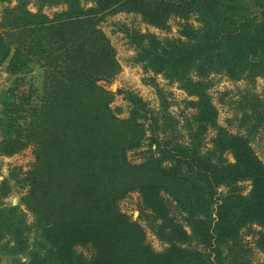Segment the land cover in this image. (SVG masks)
<instances>
[{"label": "trees", "instance_id": "trees-1", "mask_svg": "<svg viewBox=\"0 0 264 264\" xmlns=\"http://www.w3.org/2000/svg\"><path fill=\"white\" fill-rule=\"evenodd\" d=\"M15 1L1 13L0 64L7 61L14 75L26 73L32 62L44 69L42 102L31 124L50 129L46 146L51 152L36 154L35 167L24 180L30 185L26 207L50 244V257L58 264H244L240 233L254 227V246L264 264V164L244 136L217 125L207 82L212 72L231 79L264 75V10L256 22L242 16L231 21L225 0H36L34 13L27 9L28 0ZM55 5L60 12H42ZM118 13L138 15L159 30L168 28L172 15L186 20L193 14L201 23L192 28L186 22L184 40L164 41L122 25L136 51L133 61L177 82L193 110L185 120V142L160 140L153 129L158 118L150 116L149 149L137 165L128 164L125 153L140 145L145 131L138 120L150 110L141 98L124 92L130 108L128 118L120 120L109 108L112 94L98 84L119 70L115 51L98 27ZM20 90L9 89L13 100L2 105L5 125L0 128L6 134L0 154L5 156L21 150L23 139L33 135L20 124L30 100ZM251 110L240 123L251 118L264 122V94L254 99ZM210 128L216 131L212 147L203 151ZM65 169L71 174L77 169L70 183ZM52 171L63 180L49 193L46 181L55 182ZM244 182L250 184L247 194L239 186ZM130 189L138 192L142 214L151 218L154 235L166 245L161 252L145 242L137 221L117 209V199ZM8 192V187L1 189L0 197ZM172 203L185 225L172 215ZM15 213L16 208H0L4 221ZM76 246L90 248V256L76 254Z\"/></svg>", "mask_w": 264, "mask_h": 264}, {"label": "rangeland", "instance_id": "rangeland-1", "mask_svg": "<svg viewBox=\"0 0 264 264\" xmlns=\"http://www.w3.org/2000/svg\"><path fill=\"white\" fill-rule=\"evenodd\" d=\"M170 1L178 2L179 0ZM224 4L231 11L228 15L231 21L238 19V16L254 19L256 22L261 21L264 9L260 0H225ZM15 5V0L7 4H0V18L5 7ZM27 9L30 12H36L38 2L28 0ZM217 9L220 10L221 6L219 5ZM60 11L61 6L59 5L44 6L42 8V12L49 16ZM186 18L184 20L172 15L167 21L168 28L166 30H159L146 24L138 15L125 13L108 15L98 25L109 39L119 65V70L114 77L98 82L99 86L112 94V100L109 103L111 112L120 120L128 118L130 105L124 92H131L141 98L146 103L147 109L150 110L145 119L138 120V123L143 126L145 134L137 148L126 151L125 158L128 164L137 165L144 160V152L149 149L148 139L152 130L149 126L150 116L158 118V122L153 129L160 140L185 142V120L191 117L193 110L188 106L190 98L187 97L177 82L170 81L162 74H154L145 70L142 64L133 61L136 51L125 37L122 25L141 33H151L163 41L184 40L182 32L184 30L183 25L186 22L192 28L201 26L195 15L191 14ZM191 75L194 76L195 74L192 72ZM207 82L209 85L208 94L218 112L217 125L225 128L230 134L244 136L259 160L264 164V122L258 124L255 119L251 118L245 124L240 123V118L245 111L249 112L248 114L252 112L251 107L254 104V99L256 97L261 98L264 94V75L256 78L241 75L236 79H231L224 72H212L207 77ZM43 86L44 69L40 63L32 62L26 73L18 75L10 74L7 71V61L0 64V125H5L1 113L3 103L7 100L10 102L13 100V98L8 97L9 89L20 87L21 92L30 94L29 104L21 113L22 120L20 124L24 128H28L27 135L29 132L33 134L23 139L24 147L15 154L11 156L0 154V190L6 187L9 188L8 194L5 197H0V208L5 210L16 208V213L12 214L9 220L4 221L2 215L0 216V264H58L50 257V244L41 233V229L35 226V217L25 203L30 185L24 178L26 179L27 173L34 169L36 154L42 151L47 154L51 152L50 146H46L50 129L45 127L44 124L41 126H39L40 123L31 124L32 115L35 111L36 114L38 113L42 102ZM215 133L214 128L208 129L202 139L203 151L211 149ZM4 134H6V131L0 128V141ZM34 136L41 139L37 140ZM151 149L154 150V147ZM224 157L232 162L229 154H225ZM45 169L50 176L49 166L48 169L46 167ZM76 170L74 174H71V171L65 169L69 183L78 175ZM132 175H129V177ZM52 177L55 178L52 185L49 184L48 180L46 181L49 193L54 191L58 185H61L60 180H63L61 175L55 171H52ZM4 183L5 185H3ZM65 183L67 181H64L63 187ZM239 186L242 187V192L245 194L250 190L249 182L241 183ZM222 191H224V188H220L218 192ZM116 206L120 213L140 224L145 232V242L155 252H161L166 247L154 235L150 227L151 218L146 213L145 215L142 214L141 201L136 190H127L124 196L117 199ZM170 206L172 215L177 221L185 225L182 217L175 209L174 203ZM4 215L8 218L6 212ZM18 215L20 224H17ZM252 230H258V228L241 230L240 257L244 264H261L263 256L254 246L255 237H252ZM74 249L78 255L82 254L88 257L91 254V249L88 247L76 246ZM34 253L38 254L37 259H34Z\"/></svg>", "mask_w": 264, "mask_h": 264}, {"label": "crops", "instance_id": "crops-1", "mask_svg": "<svg viewBox=\"0 0 264 264\" xmlns=\"http://www.w3.org/2000/svg\"><path fill=\"white\" fill-rule=\"evenodd\" d=\"M260 3L262 5V8L264 9V0H260Z\"/></svg>", "mask_w": 264, "mask_h": 264}]
</instances>
